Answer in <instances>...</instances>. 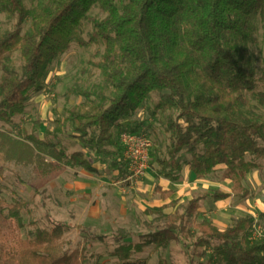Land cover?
<instances>
[{"label": "trees", "instance_id": "obj_1", "mask_svg": "<svg viewBox=\"0 0 264 264\" xmlns=\"http://www.w3.org/2000/svg\"><path fill=\"white\" fill-rule=\"evenodd\" d=\"M96 8L104 17L92 16ZM2 15L13 25L0 35V163L35 154L2 128L20 129L18 118L47 89L54 65L74 45L103 48L98 61L88 62L102 83L76 85L73 92L82 102L66 112V131L58 128L43 140L23 131L20 135L39 154L91 173H97L100 156L124 173L119 139L127 131L151 140L155 136L150 169L158 179L179 183L185 166L198 180L226 169L231 193L197 195L182 212L166 213L178 200L147 210V215L163 219V226L144 237L145 242L119 245L112 256L121 264H143L132 262L134 255L149 246L165 250L172 243L183 247L187 264H203L197 258L206 264H264V237H253L254 216L237 217L225 230L197 219L206 200L247 201V176L264 169V117L252 103L264 108V40L260 42L259 30L264 0H0ZM154 96L159 101L148 110L162 124L164 139L153 123L139 132L142 124L134 121ZM67 131L79 151L63 146L59 134ZM154 192L163 201L174 196L173 190L161 187ZM24 207L19 201L9 208V217L21 227ZM49 219L51 230L20 242L18 264H85L84 249L65 250L64 237L75 226ZM82 232L102 243L121 244L132 236Z\"/></svg>", "mask_w": 264, "mask_h": 264}, {"label": "rangeland", "instance_id": "obj_2", "mask_svg": "<svg viewBox=\"0 0 264 264\" xmlns=\"http://www.w3.org/2000/svg\"><path fill=\"white\" fill-rule=\"evenodd\" d=\"M92 16L102 18L104 15L96 8ZM12 21L0 16V35L11 29ZM29 23H27L28 27ZM260 27V42L264 40V25ZM104 53L103 48H82L74 45L71 51L57 62L48 78L47 89L35 95L25 113L18 118L19 130L10 127L2 128L13 140L35 150V154L25 153L20 158L1 162L0 182V264H18L20 242L30 238L37 231L51 230L50 219L56 222H68L75 229L64 237L65 250L84 249L85 264H121L119 257L112 256L113 251L123 244H137L147 241L146 237L163 226V219L149 216L145 212L154 207H161L172 199L179 201L177 207L168 208L167 214L183 208L197 195L216 190L231 193L232 184L225 168H218L215 174L198 180L194 174H185V179L173 184L154 176L151 169L138 185L126 181L127 171L111 167V159L100 156L95 167L97 173L82 168L72 169L64 163H56L49 157L39 154L34 144L20 135L32 134L41 140L47 133L54 135L58 128H64L66 112L82 102L73 90L76 85L87 87L102 83L99 72L91 69L88 62L98 61ZM15 64L20 65L18 54ZM93 74L92 79L89 74ZM1 76V72H0ZM159 98L154 96L152 102L145 105L134 118L142 124L139 132L153 123L157 134L164 139L161 123H155L148 109H153ZM256 113L264 117V108L253 101ZM159 119L163 120L161 116ZM57 121H60L59 124ZM164 121V120H163ZM59 134L63 146L69 152L79 151L80 145L71 138L70 132ZM154 142L155 136H151ZM120 140V139H119ZM152 142V143H153ZM27 145V146H26ZM125 174V176H122ZM157 187L168 188L175 195L163 201L154 191ZM245 187L251 192L247 201H228L214 204L209 200L202 203L197 219H207L226 229L237 217L254 214L261 226L258 235L264 237V169L254 171L247 176ZM25 204L21 211L23 226L18 220L9 217V208L17 202ZM89 230L94 235H107L116 232L132 234L121 244L112 240L102 243L93 240L82 232ZM206 264V260L196 259ZM132 262L143 264H187V257L181 245L172 243L167 249L149 246L145 252L134 255Z\"/></svg>", "mask_w": 264, "mask_h": 264}, {"label": "built area", "instance_id": "obj_3", "mask_svg": "<svg viewBox=\"0 0 264 264\" xmlns=\"http://www.w3.org/2000/svg\"><path fill=\"white\" fill-rule=\"evenodd\" d=\"M123 154L120 162L127 170L126 181L131 185L139 184L150 170V153L153 147L152 140L142 133L124 132L120 135ZM253 237L259 238L258 231L261 226L256 220Z\"/></svg>", "mask_w": 264, "mask_h": 264}, {"label": "crops", "instance_id": "obj_4", "mask_svg": "<svg viewBox=\"0 0 264 264\" xmlns=\"http://www.w3.org/2000/svg\"><path fill=\"white\" fill-rule=\"evenodd\" d=\"M187 173L189 174V173H191V172H190V170H189V167L185 166V167H184V170H183V180L186 178V177H185V174H187ZM143 179H144V178H143ZM166 182L170 183V182L167 181V180H166ZM128 184H129V183H128ZM130 185H131V184H130ZM137 185H138V184H137ZM161 188H162V187H161ZM163 190H164V191H167V190H171V189L165 188V189H163ZM174 195H175V192H174ZM231 199H232V198H231ZM172 200H176V199H172ZM172 200H171V201H172ZM228 200H229V199H228ZM228 200H226V201H228ZM221 202H223V201H221ZM218 203H219V202H218ZM218 203H217V204H218ZM251 215L254 216V217L256 218V220L259 221V219L256 217V215H254V214H251ZM215 226H216V225H215ZM217 227H218V226H217ZM218 228H219V227H218ZM219 229H220V228H219ZM220 230H223V229H220ZM224 230H225V229H224Z\"/></svg>", "mask_w": 264, "mask_h": 264}]
</instances>
